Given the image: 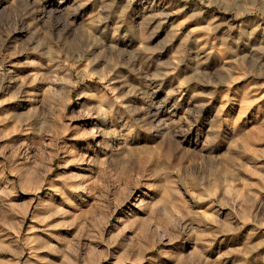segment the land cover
Segmentation results:
<instances>
[{
	"label": "rangeland",
	"instance_id": "obj_1",
	"mask_svg": "<svg viewBox=\"0 0 264 264\" xmlns=\"http://www.w3.org/2000/svg\"><path fill=\"white\" fill-rule=\"evenodd\" d=\"M0 264H264V0H0Z\"/></svg>",
	"mask_w": 264,
	"mask_h": 264
}]
</instances>
